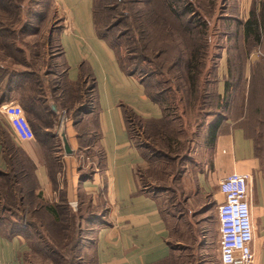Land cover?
<instances>
[{"label":"crops","instance_id":"1","mask_svg":"<svg viewBox=\"0 0 264 264\" xmlns=\"http://www.w3.org/2000/svg\"><path fill=\"white\" fill-rule=\"evenodd\" d=\"M53 3L62 20L55 36L60 54L55 75L47 79L61 89L79 81L81 67L90 71L95 81L94 113L81 114L80 122L75 124L64 109V94L53 90L47 94L53 121L50 127L43 128V132L45 135L51 133L59 144L62 153L55 152L53 157L60 166L47 160L36 135L29 142L19 143L15 140L9 122L2 113L0 139L6 132L14 146L23 150L33 162L36 197L51 205L64 201L74 210L92 209V216L95 217L88 216L83 222H87L94 232L91 252L97 264H203L202 259L199 260V232L194 230L196 226L202 228L208 224L207 221L204 223V215L210 212V224L220 253L218 209L217 212L215 209H209V212L191 209L189 214V209H184V213H181L185 218L181 219L179 215L161 209V195L145 190L138 175L145 159L144 152L129 135L123 108H129L146 120L161 119L162 108L147 96L141 81L121 68L116 51L97 35L93 0H53ZM18 81L29 86L26 78L16 79L15 84ZM17 95L18 91L12 90L5 103H19ZM61 117L72 155L65 154L58 135ZM231 121L225 120L220 125L215 144L211 147L210 161L196 174L193 188L198 190L199 200L204 196L218 205L224 199L219 190L223 178L233 173L251 176L254 264H264V172L254 139L244 127ZM79 128L84 132L82 134L96 131L99 134L96 147L104 153L103 163L98 161L95 166L92 165L94 171L89 178L83 177L87 171L81 165V158L75 156V150L93 146L84 142L81 147ZM4 148L0 141L2 177L9 173ZM190 188L187 191L190 192ZM197 214L198 218L195 217ZM186 220L189 224L185 229L181 224ZM172 221L175 225L171 227ZM5 229V223L0 222V262L25 264L29 249L26 239L22 234L9 235ZM183 240L187 242L184 246L186 249L179 247L183 245ZM195 251L198 255H195Z\"/></svg>","mask_w":264,"mask_h":264},{"label":"rangeland","instance_id":"2","mask_svg":"<svg viewBox=\"0 0 264 264\" xmlns=\"http://www.w3.org/2000/svg\"><path fill=\"white\" fill-rule=\"evenodd\" d=\"M100 1H104L103 4L109 2L110 5L118 6L113 20L118 26L110 33L109 40L115 46L118 44L116 49L120 52L119 57L129 69H140L142 73H135L134 77L147 79V88L150 90H154L155 85L159 89H174L167 96L169 112L175 126L173 129L176 130L173 133L182 143L179 153L172 154L164 139L159 136L149 138L146 135L147 129L139 123L135 126L133 124L135 142L143 146V151L145 149L143 166L138 171L141 185L148 186V191L161 195V209L179 215L181 219L185 218L182 214L184 209H189L188 214L191 209H205L208 212L209 209H215L217 212L218 205L204 196L199 200L198 190L193 188L196 174L210 161L211 147L207 144V139L208 125L211 122L220 116L223 120L237 121L243 125L255 139L264 172V32L259 42L245 40L243 34V23L250 11L256 8L259 13L264 0H182V5L190 7L194 13L185 14L182 22H179L167 12L163 35L158 33L161 30L159 26L152 25L143 18L150 17L154 20L153 16L158 13L154 10L155 6L160 5L161 0H97L98 4ZM7 5L12 6L7 9ZM2 22L11 26L14 40V37L19 36L36 47L42 39L44 40V34L48 36L52 28L57 29L62 25L61 15L54 7L53 0H0V25ZM23 23L29 24V29L21 36L18 32ZM139 30L145 32L141 34ZM152 30L160 36L153 35ZM191 31H194L192 35ZM118 37L123 39L121 46ZM146 45L150 46L149 50L144 47ZM20 46L25 52L23 55L26 56L27 62L32 63L31 50L26 49L25 45ZM51 46L49 56H52L56 64L60 51L55 43ZM199 47L203 51L204 71L199 76V101L196 100L193 106L184 79L180 82L182 90L179 92L175 91L178 80L168 79H173L170 70H176V64H181V74L184 76V67L189 61L191 50ZM179 52H182L181 61ZM21 58L23 61V56ZM156 81H161L162 85L159 87ZM225 83H229V96L226 100L218 99L217 95H225ZM57 147L56 151L62 153L58 143ZM75 153V156L81 158V165L87 173L94 168L92 165L95 166L99 161L96 150L82 148L75 150ZM54 154L55 150L49 153L51 156ZM189 187L190 192L187 191ZM190 198H193L192 202L189 201ZM71 210L78 213L79 209ZM90 211L92 212V209ZM6 216L7 219L11 217L10 214ZM195 217L198 218L199 214ZM204 217V223L207 221L208 224L202 228L196 226L194 230L199 232V260L202 259L203 264H220L218 242L210 224V212ZM188 224L186 220L182 222L181 227L184 225L186 229ZM174 225L175 222L172 221L170 226ZM81 228L84 229L81 232L84 244L79 246L82 255L78 252L76 257L80 256L81 264H97L91 252L94 232L89 229L91 227L87 222H81ZM51 231L55 235V230ZM42 236L43 239H38L37 236L31 238L33 242L30 245L37 246L39 251L28 249L25 264H51L45 261L44 248L39 244L43 240L49 243V240L46 233ZM62 245L63 243H60L57 247ZM186 245V240H183V245L179 247L186 249ZM196 251L195 255H198ZM60 253L65 254V251L60 250ZM76 262L74 261V264Z\"/></svg>","mask_w":264,"mask_h":264},{"label":"trees","instance_id":"3","mask_svg":"<svg viewBox=\"0 0 264 264\" xmlns=\"http://www.w3.org/2000/svg\"><path fill=\"white\" fill-rule=\"evenodd\" d=\"M181 1L182 0H161L160 5L155 6L154 10L158 13L153 16L154 20L150 17L143 18H145L146 21L152 25L159 26L161 30L160 32L158 31V33L163 35V33H165L164 24L167 23V12L170 13L172 18H176L179 22H182L185 14L194 13L190 7H184ZM103 2L104 1H100L98 4L97 0H93V19L97 35L107 41L108 44L116 51L119 64L126 73L132 76H134L135 73H142L139 68L136 69V71L129 69L119 57L120 52L116 49L118 44L115 46L111 43V40H109L110 33L118 26L117 22L115 24L113 23L118 6L116 4L110 5L109 2H105L103 4ZM11 6L12 5H7L6 7L7 9H10ZM103 12L104 14H102ZM258 12L259 13H257L256 8L251 10L248 18L243 23V34L245 40L252 39L259 42L262 38V33L264 32V1ZM152 13L154 14V12ZM24 24L25 23H23V25ZM23 25L19 29L20 33L18 32L21 36L29 29V24H25L24 27ZM10 27V25L3 22L0 25V92L3 98L0 100V104L5 103V100H7L12 90L18 91L17 99L19 104L23 107L34 134L41 142L47 160L50 163L58 164V166H60L59 163L55 161L56 158L53 157V155H49V153L53 150L58 152L56 151L58 147L57 143L54 141V136L51 133L45 135L43 132V128L50 127L53 121V112L49 107L47 94L51 93L52 90L57 92L61 91V93L64 94L63 96L66 98L63 104L64 109L68 112L71 120H73L75 124H78L80 122L79 116L81 114L88 112L94 113V77L90 71L81 67V77L76 84L57 89L58 87L55 85L56 83L50 82L47 78L48 76L53 75L56 71V64L53 61L52 56H49V52L52 47L51 45L54 43L60 51L55 37L58 28H52L50 35L48 36L44 34V40L42 39V42L39 43L38 47H36L33 45L31 46L19 36L14 37V40L12 37L13 30ZM139 32L143 34L145 31L139 30ZM152 32L154 31L152 30ZM158 33L154 32L153 35L160 36ZM193 33L194 31H191L190 34L192 35ZM117 39L119 46H121L123 43L122 37H118ZM16 40L18 43H16ZM20 44L23 46L25 45L26 49L31 50L33 53L32 63L27 62L26 56L23 55L25 52H23V48ZM144 47L149 50L148 47L150 46L146 45ZM142 49L144 48L142 47ZM202 52L201 47L191 50L189 61L185 67L182 65L185 71V78H183L184 76L181 74V64H176V70H170V76L173 77V79H168L170 81H173L174 78L178 80L175 88V91L177 92L182 90V84L180 82L184 79L188 90V97L192 98L193 102L191 104L193 106L195 105L196 100L199 101V76L204 71ZM184 53L185 52H183V55ZM179 55V59L181 61L182 52H179ZM21 56L24 58L23 61ZM136 59H138V57H136ZM18 78L20 80H22V78H26V80L29 81V86H24V84L20 83V81H18L20 84H15V80ZM138 80L144 84L147 96L162 108L163 115L159 120H146L139 117L129 108L124 107L123 116L131 139L137 147L143 149V146L135 142L133 134V124L135 126L139 123V125L145 128V130L147 129V137L150 138L159 136L162 140L164 139V143L167 145V148L172 154L179 153L178 150L181 149L180 146L182 143L176 137L177 135L173 133L176 130L173 129L175 126L171 119V113L169 112L170 105H168L169 97L167 96V94L169 92H173L174 89L172 87L159 89L155 85L153 86L154 90H150L147 88V79L145 80V78H142ZM157 84H159V87L162 85L161 81ZM228 84L229 83H225V95H217L218 99L224 98V100H226L229 96ZM224 121L225 120L219 116L215 121L208 125L207 144L210 147L215 144L219 127ZM236 123L239 122L236 121ZM238 125L244 127L241 124ZM82 133L84 132H82V129L79 128L81 147H83L82 145H84V142L93 146V148L91 147L92 149L90 147L89 149L96 150L98 152L97 155L99 163H103L104 153L96 147L99 140V134H97L96 131L92 134ZM43 138L45 139L43 140ZM0 141L5 147L3 155L9 165L8 175L4 177L0 175V222L5 223V232H9V235L12 236L22 234L26 239L28 247L31 246V248H29L31 251H39L37 246L34 247V245H30L33 242L31 238L37 236L38 239H43L42 234L46 233L49 243H45L44 240L41 241L42 243L39 242L41 247L43 246L44 248L43 253L45 255L44 259L46 262L51 264H74V261H77L78 263L76 262L75 264H81L79 257L82 255V252L81 249H79V246L84 244V237L81 233L84 229L81 228V222H83L88 216L89 218L95 217L92 216L94 213L92 212V214L89 212L90 209H84L85 211L79 210L78 213H73L69 205L64 201L58 205H51L45 203L40 197H36L34 195L36 177L33 162L23 150L14 146L6 132H3V136ZM143 152L145 156V149ZM141 168H139V170H141ZM93 171L94 169L92 168L91 171L83 174V177L85 175L86 178H89ZM143 187L145 190H148V186L144 185ZM18 194L21 196L19 197ZM13 209L16 210L12 211ZM8 214H10L11 217L7 219L8 216L6 215ZM46 225L52 230H55V235L52 234L51 229ZM65 241H67V243H65ZM59 242L63 243L61 247H57V245L60 244ZM60 250L65 251V254H61ZM78 252L80 256L76 257ZM70 255H72L71 258H69ZM173 264H178V262H174Z\"/></svg>","mask_w":264,"mask_h":264},{"label":"built area","instance_id":"4","mask_svg":"<svg viewBox=\"0 0 264 264\" xmlns=\"http://www.w3.org/2000/svg\"><path fill=\"white\" fill-rule=\"evenodd\" d=\"M0 113L7 118L12 135L19 143L35 139L34 131L20 104H0ZM219 190L224 197L218 204L221 264H254L251 176L230 174L220 181Z\"/></svg>","mask_w":264,"mask_h":264},{"label":"water","instance_id":"5","mask_svg":"<svg viewBox=\"0 0 264 264\" xmlns=\"http://www.w3.org/2000/svg\"><path fill=\"white\" fill-rule=\"evenodd\" d=\"M53 110H55V107H53ZM60 140L62 142V146H63V150L65 152L66 155H72L73 154V150L70 147L67 135L64 131V119L63 117L60 118V129H59V133H58Z\"/></svg>","mask_w":264,"mask_h":264}]
</instances>
